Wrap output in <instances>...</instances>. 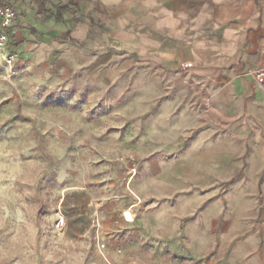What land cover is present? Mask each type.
<instances>
[{
	"label": "rangeland",
	"instance_id": "374dc122",
	"mask_svg": "<svg viewBox=\"0 0 264 264\" xmlns=\"http://www.w3.org/2000/svg\"><path fill=\"white\" fill-rule=\"evenodd\" d=\"M5 59L0 55V264H256L263 256L264 167L256 168L255 198H243L256 189L240 180L253 138L255 146L264 143V103L233 97L217 104L233 113L232 175L210 187L186 184L171 200L153 162L169 153L144 150L143 126L128 118V104L88 103L47 68ZM224 123L217 119L221 132ZM240 132L248 135L242 152ZM191 143L189 136L184 150ZM177 211L185 237L171 249L167 214ZM193 238L207 247L200 254L192 253ZM251 245L257 250L249 255Z\"/></svg>",
	"mask_w": 264,
	"mask_h": 264
},
{
	"label": "crops",
	"instance_id": "0c3cea01",
	"mask_svg": "<svg viewBox=\"0 0 264 264\" xmlns=\"http://www.w3.org/2000/svg\"><path fill=\"white\" fill-rule=\"evenodd\" d=\"M0 3L17 13L8 33L20 67L47 68L57 83L88 103L128 104V118L143 126L144 150L169 153L167 159L153 161L161 169L158 179L168 188L166 199H179L186 184L210 187L232 175L233 166L227 169V163L234 156L233 113L230 107L218 111L217 104H231L233 97L264 103V83H257L252 75L260 71L264 78V0ZM59 4L67 9L57 19ZM180 64L190 66L181 70ZM218 118L225 121L222 132ZM189 136L192 143L184 150ZM238 136L243 141L239 151L247 150L248 135ZM256 139L248 171L240 180L249 181L256 190L243 198H255L260 179L256 168L264 167V143L255 146ZM242 162L236 167H243ZM220 168L225 169L224 176H217ZM183 216L178 211L167 214L166 240L171 249L184 240ZM208 232L211 241L210 228ZM259 234L257 230L251 238ZM192 240L194 255L207 248ZM250 247L247 253L255 254L257 248ZM255 262L264 264V249Z\"/></svg>",
	"mask_w": 264,
	"mask_h": 264
},
{
	"label": "built area",
	"instance_id": "2783aa9c",
	"mask_svg": "<svg viewBox=\"0 0 264 264\" xmlns=\"http://www.w3.org/2000/svg\"><path fill=\"white\" fill-rule=\"evenodd\" d=\"M16 10L9 4L0 3V55H4L6 57V62L8 64H12L16 59V54L9 47L10 37H9V29H11L16 20ZM188 64H180V69L185 70L189 67ZM252 75L256 79L257 82L262 83L264 81L262 72L254 71ZM58 226H64V219L60 218L58 221Z\"/></svg>",
	"mask_w": 264,
	"mask_h": 264
},
{
	"label": "trees",
	"instance_id": "16d2710c",
	"mask_svg": "<svg viewBox=\"0 0 264 264\" xmlns=\"http://www.w3.org/2000/svg\"><path fill=\"white\" fill-rule=\"evenodd\" d=\"M55 8H56L57 16H58L57 19H60L59 14H61L63 11H65L67 9V7L59 4ZM47 12L51 13V11H47Z\"/></svg>",
	"mask_w": 264,
	"mask_h": 264
}]
</instances>
